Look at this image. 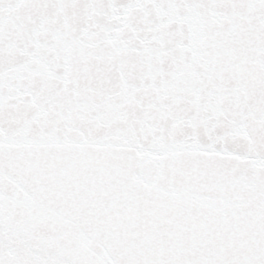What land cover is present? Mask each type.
<instances>
[{"label": "snow or ice", "instance_id": "1", "mask_svg": "<svg viewBox=\"0 0 264 264\" xmlns=\"http://www.w3.org/2000/svg\"><path fill=\"white\" fill-rule=\"evenodd\" d=\"M0 264H264V0H0Z\"/></svg>", "mask_w": 264, "mask_h": 264}]
</instances>
